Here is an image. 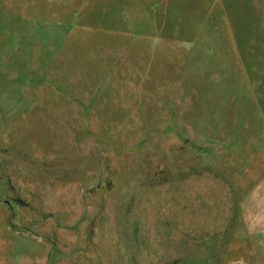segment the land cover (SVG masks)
Wrapping results in <instances>:
<instances>
[{
	"label": "rangeland",
	"instance_id": "1",
	"mask_svg": "<svg viewBox=\"0 0 264 264\" xmlns=\"http://www.w3.org/2000/svg\"><path fill=\"white\" fill-rule=\"evenodd\" d=\"M153 3L0 0V264H252V9Z\"/></svg>",
	"mask_w": 264,
	"mask_h": 264
},
{
	"label": "crops",
	"instance_id": "2",
	"mask_svg": "<svg viewBox=\"0 0 264 264\" xmlns=\"http://www.w3.org/2000/svg\"><path fill=\"white\" fill-rule=\"evenodd\" d=\"M214 1L217 7H224V0ZM154 3L153 9L158 7ZM248 7L252 9V15L247 16V28L236 30V22L233 21V28L227 36L232 41V55L238 57V64L247 66L250 71H264V0H248ZM255 87L263 88L255 100L262 105L260 112L264 120V80L256 83ZM260 167L263 171L242 203L245 224L254 242L252 257L249 259L252 264H264V152Z\"/></svg>",
	"mask_w": 264,
	"mask_h": 264
}]
</instances>
